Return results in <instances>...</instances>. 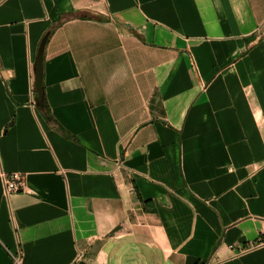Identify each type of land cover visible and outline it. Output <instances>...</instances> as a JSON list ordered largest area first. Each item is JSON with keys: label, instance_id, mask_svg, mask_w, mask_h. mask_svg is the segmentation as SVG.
Instances as JSON below:
<instances>
[{"label": "crops", "instance_id": "crops-1", "mask_svg": "<svg viewBox=\"0 0 264 264\" xmlns=\"http://www.w3.org/2000/svg\"><path fill=\"white\" fill-rule=\"evenodd\" d=\"M19 250L264 264V0H0V264Z\"/></svg>", "mask_w": 264, "mask_h": 264}, {"label": "built area", "instance_id": "built-area-1", "mask_svg": "<svg viewBox=\"0 0 264 264\" xmlns=\"http://www.w3.org/2000/svg\"><path fill=\"white\" fill-rule=\"evenodd\" d=\"M2 179L4 184V194L7 198L13 193L24 191L26 188V178L21 173H6L2 172ZM13 264H23V255L19 250L17 252H10Z\"/></svg>", "mask_w": 264, "mask_h": 264}, {"label": "water", "instance_id": "water-1", "mask_svg": "<svg viewBox=\"0 0 264 264\" xmlns=\"http://www.w3.org/2000/svg\"><path fill=\"white\" fill-rule=\"evenodd\" d=\"M49 37V33H47L39 46L38 55L36 58V66H35V78L34 85L35 90L38 93V99L42 98V85H43V58H44V50L47 44V40Z\"/></svg>", "mask_w": 264, "mask_h": 264}, {"label": "trees", "instance_id": "trees-1", "mask_svg": "<svg viewBox=\"0 0 264 264\" xmlns=\"http://www.w3.org/2000/svg\"><path fill=\"white\" fill-rule=\"evenodd\" d=\"M57 23H60V21L57 22ZM57 23L55 25H57ZM37 98H38V96H37ZM38 104L41 106L43 112L49 118V120L51 122H54V119H53V117H52V115L50 113V108H49V106H48V104L46 102V99H45L44 86L43 85H42V98L41 99H38ZM58 128H59V130H62L63 131V129L61 127H58Z\"/></svg>", "mask_w": 264, "mask_h": 264}]
</instances>
